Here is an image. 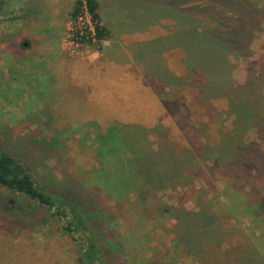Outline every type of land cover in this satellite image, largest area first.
I'll return each instance as SVG.
<instances>
[{"label": "rangeland", "instance_id": "374dc122", "mask_svg": "<svg viewBox=\"0 0 264 264\" xmlns=\"http://www.w3.org/2000/svg\"><path fill=\"white\" fill-rule=\"evenodd\" d=\"M74 1L0 0V143L14 156L30 161L37 184L65 194L71 204L90 205L88 212L104 216L97 224L83 226L106 264H264V169L257 160L243 167L233 157L216 167L213 160L202 158L206 142L219 143L214 148H220L221 137L226 141L236 137L232 118L222 111L223 103H215L213 107L221 112L214 115L212 109L202 112V103L198 108L196 95L186 96L200 133L192 132L182 109L172 117L164 112L142 73L144 67L162 69L163 65L181 76V54L166 48V40L153 41L144 63H129L136 79L99 82V71L92 63L104 58L107 40L78 55L67 56L61 50ZM258 3L264 5V0ZM99 25L104 24L99 20ZM29 28L58 41L59 62L48 56L38 63L33 62L34 56L27 61L20 43L26 40L28 47L35 45ZM152 29L141 38L156 36L161 27L154 23ZM255 62L264 64V23L251 42L248 60L231 63L234 85L245 83L249 63ZM159 82L156 87L163 92ZM257 82L255 88L263 92L264 86ZM114 122L148 131L145 138L150 144L143 142L139 130L134 135L140 156L146 147L154 151L164 147L178 159L185 139L197 154L199 146L193 140L200 138V160L190 168L184 165L175 185L148 192L144 203L136 200L132 189L109 192L106 187L112 175L101 170L104 154L97 152L99 145L93 138ZM163 133L175 148L162 141ZM242 138L247 144L264 146V127L246 128ZM255 201H263L262 213L250 209ZM169 206L170 212L163 210ZM65 208L66 216L60 217L56 208L47 210L0 185V264H81L78 241L84 242L86 232L75 225L70 233L64 230L70 218ZM181 209L193 213L187 222L177 220ZM202 212L213 217L210 225H201Z\"/></svg>", "mask_w": 264, "mask_h": 264}, {"label": "trees", "instance_id": "16d2710c", "mask_svg": "<svg viewBox=\"0 0 264 264\" xmlns=\"http://www.w3.org/2000/svg\"><path fill=\"white\" fill-rule=\"evenodd\" d=\"M93 19L97 22V38L102 40L107 33L99 25L96 13L97 3L94 0H86ZM155 4L150 10L153 19L130 20L126 27L130 30L142 27H153L159 24L161 29L153 41L161 42L168 49H176L180 52V67L182 74L176 75L169 69L159 66L152 71L145 70L144 81L153 88L164 112L170 117L178 108L187 114L192 132L200 133V124L192 122V106L186 103V96L196 95L201 111L211 110L214 115L220 113L213 106L217 102L224 105L223 113L226 118L231 117L233 123L232 132L235 139L224 140L221 137V146L216 147L205 143L206 150L202 158L213 160L216 167L226 159L236 157V163L243 167H250L254 161H258L260 168L264 169V146L242 140L243 130L246 128L264 127V91L255 88V81L264 86V64L251 63L247 69V77L244 84H235L231 79V63L234 60H248L250 45L253 39L262 31L264 23V5H259L258 0H154ZM80 6V0H75L70 18H74ZM145 30V29H143ZM22 40L20 47L25 49ZM248 62V61H247ZM256 65V66H255ZM161 81L164 91L160 92L154 85ZM155 86V87H154ZM258 90L259 93L256 91ZM262 103L263 105H261ZM241 123L244 125L241 126ZM127 128L129 133H125ZM138 128V129H135ZM181 129V128H180ZM142 132L143 142L150 144L149 138H145L146 129L138 125H124L112 123L104 132H97L94 141L98 143L97 152L104 154L101 161V170L112 175V182L106 187L109 192H121L132 189V193L138 202L144 203L148 192L158 190L166 185H175L180 169L192 167L193 161H199L200 138L193 140V145L199 149V153L185 142L178 149L180 158L173 159L172 154H167L163 147L161 151H154L146 147L142 156L135 150L134 135ZM226 139V138H225ZM162 141L170 148L176 146L172 140L162 134ZM196 142L198 145H196ZM247 158L251 161L246 162ZM174 160V161H173ZM32 164L23 158L14 156L0 143V185L9 190L26 195L29 199L51 210L56 208L60 217L66 216L65 207L70 210V218L64 225L66 232H71V226L80 227L86 232L84 242L78 241V260L81 264H106L101 252L94 242L92 234L84 225L92 222L98 223V218L103 215L88 212L90 205L71 204L57 191H49L44 186L37 184L33 177ZM115 188V189H114ZM57 192V193H56ZM149 197V196H148ZM263 202V201H262ZM262 202L255 201L252 209L256 214L262 213ZM83 206V207H82ZM173 208L164 207L170 212ZM88 214V215H86ZM178 222H187L191 211L181 209L177 212ZM89 220V221H88ZM201 225H210L213 217L201 214Z\"/></svg>", "mask_w": 264, "mask_h": 264}, {"label": "crops", "instance_id": "0c3cea01", "mask_svg": "<svg viewBox=\"0 0 264 264\" xmlns=\"http://www.w3.org/2000/svg\"><path fill=\"white\" fill-rule=\"evenodd\" d=\"M94 1L97 3L96 13L98 14V18L104 24L102 27L107 32L103 37V42L107 40V45L103 48L104 58L92 63L93 69L99 71V82L108 83L116 81L117 79L125 80L128 77L129 79L130 77L136 79L137 73H131L129 71L131 69L129 63L133 62L138 65V63H144L143 59L146 61L148 52H150L149 50L152 48L154 37H141L153 29L150 27L144 28L142 26H136L138 28L130 30L126 27V24L132 19L139 21L144 20L145 22L149 19L151 21L154 15L150 8L154 6V0ZM27 33L35 40V45L32 47H28L26 45L27 42L23 43L26 49L23 54L26 55L28 62H32L29 61L31 56L36 58V60L33 61L35 63H38V60L43 56H48L50 60L59 62L58 60L62 57L60 51H58V41L56 39L47 38L46 35L39 36L40 30L37 28H29ZM131 38L134 40L127 41ZM110 43L113 45H110ZM122 46L124 47L122 48ZM120 47L121 49H119ZM123 51L125 54H123ZM127 51H130V53H127ZM144 69L149 70V68L146 67H144ZM152 70L150 69L149 71ZM144 77L145 74L142 73L143 80Z\"/></svg>", "mask_w": 264, "mask_h": 264}, {"label": "built area", "instance_id": "2783aa9c", "mask_svg": "<svg viewBox=\"0 0 264 264\" xmlns=\"http://www.w3.org/2000/svg\"><path fill=\"white\" fill-rule=\"evenodd\" d=\"M97 22L93 19L89 11L86 0H80V6L77 14L71 19L70 25L64 33L61 40L65 47L62 46V51L68 56L82 53L90 45H95L101 40L97 38L96 32Z\"/></svg>", "mask_w": 264, "mask_h": 264}]
</instances>
